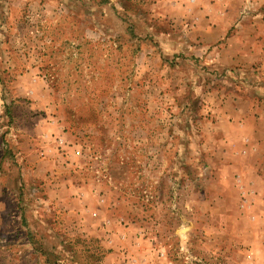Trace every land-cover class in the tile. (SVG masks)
Listing matches in <instances>:
<instances>
[{"label": "rangeland", "instance_id": "374dc122", "mask_svg": "<svg viewBox=\"0 0 264 264\" xmlns=\"http://www.w3.org/2000/svg\"><path fill=\"white\" fill-rule=\"evenodd\" d=\"M0 264H264V0H0Z\"/></svg>", "mask_w": 264, "mask_h": 264}]
</instances>
